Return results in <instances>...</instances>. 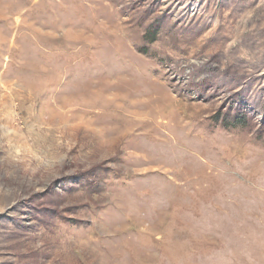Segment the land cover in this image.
<instances>
[{"label": "rangeland", "instance_id": "rangeland-1", "mask_svg": "<svg viewBox=\"0 0 264 264\" xmlns=\"http://www.w3.org/2000/svg\"><path fill=\"white\" fill-rule=\"evenodd\" d=\"M0 264H264V0H0Z\"/></svg>", "mask_w": 264, "mask_h": 264}]
</instances>
